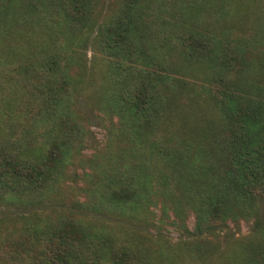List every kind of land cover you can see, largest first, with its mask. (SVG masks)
Here are the masks:
<instances>
[{"label": "trees", "instance_id": "1", "mask_svg": "<svg viewBox=\"0 0 264 264\" xmlns=\"http://www.w3.org/2000/svg\"><path fill=\"white\" fill-rule=\"evenodd\" d=\"M95 1L0 0V204L42 206L78 153L80 35L103 53L123 143L121 168L101 179L109 223L54 206L14 214L0 264H160L152 235L124 223L150 204L196 237L251 221L224 262L264 264V0H121L98 25ZM162 2L169 16L148 14Z\"/></svg>", "mask_w": 264, "mask_h": 264}, {"label": "rangeland", "instance_id": "2", "mask_svg": "<svg viewBox=\"0 0 264 264\" xmlns=\"http://www.w3.org/2000/svg\"><path fill=\"white\" fill-rule=\"evenodd\" d=\"M162 3L149 8L148 14L157 16L159 10L163 18L169 16V13H166L169 3ZM120 7L121 0H96V25L116 15ZM148 14L146 13V18L150 19ZM208 20L210 21L211 17H208ZM158 26L155 25L154 29L157 30ZM84 35L76 39L70 52L73 62L80 63L74 62L71 68V73L76 78L74 108L80 116L81 143L78 153L75 157L68 158L61 182L42 206L0 204V224L14 214L45 208L50 210L48 207L53 206L80 212L96 222L110 221L104 210L99 209L100 193L104 188L101 179H104L106 173L121 168L123 143L118 132L121 122L120 118H117L115 108L108 102V97L106 99L103 95L110 85L104 76L103 53L94 42L95 33L88 34L87 37ZM150 210L151 213L141 212L142 217L147 218H139V223L132 217H126L124 223L129 226L134 224L152 235L155 242L153 246L163 253L160 264H225L223 257L238 249V242L250 234L252 224L251 221L244 220L239 223L230 222L212 234L205 233L202 237H196L185 233L182 228L173 226L172 214L169 213V217L164 216L159 208L152 204L148 211ZM260 217L264 219V202L260 203ZM112 222L108 226L117 229L118 225ZM187 224L189 230H192L194 219L190 215L187 217ZM193 241L196 244L205 243V247L214 245L217 255L214 258H204L200 254L196 255L194 251L187 250L185 242Z\"/></svg>", "mask_w": 264, "mask_h": 264}]
</instances>
